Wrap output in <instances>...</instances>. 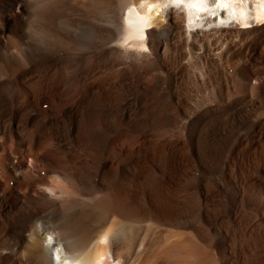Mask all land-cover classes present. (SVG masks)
Instances as JSON below:
<instances>
[{
    "label": "bare ground",
    "instance_id": "bare-ground-1",
    "mask_svg": "<svg viewBox=\"0 0 264 264\" xmlns=\"http://www.w3.org/2000/svg\"><path fill=\"white\" fill-rule=\"evenodd\" d=\"M240 1L249 28L0 0V264H264V3Z\"/></svg>",
    "mask_w": 264,
    "mask_h": 264
},
{
    "label": "rangeland",
    "instance_id": "rangeland-1",
    "mask_svg": "<svg viewBox=\"0 0 264 264\" xmlns=\"http://www.w3.org/2000/svg\"><path fill=\"white\" fill-rule=\"evenodd\" d=\"M242 27H243V25H241V28H242ZM42 108H43V109H47V108H48V105H47V104H43V105H42Z\"/></svg>",
    "mask_w": 264,
    "mask_h": 264
},
{
    "label": "snow or ice",
    "instance_id": "snow-or-ice-1",
    "mask_svg": "<svg viewBox=\"0 0 264 264\" xmlns=\"http://www.w3.org/2000/svg\"><path fill=\"white\" fill-rule=\"evenodd\" d=\"M175 2V0H174ZM261 3H264V0H260ZM129 11H132V9H129ZM149 11H151V9H149Z\"/></svg>",
    "mask_w": 264,
    "mask_h": 264
}]
</instances>
